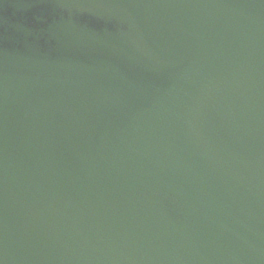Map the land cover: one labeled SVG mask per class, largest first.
I'll return each instance as SVG.
<instances>
[{
	"label": "water",
	"instance_id": "95a60500",
	"mask_svg": "<svg viewBox=\"0 0 264 264\" xmlns=\"http://www.w3.org/2000/svg\"><path fill=\"white\" fill-rule=\"evenodd\" d=\"M0 264H264V0H0Z\"/></svg>",
	"mask_w": 264,
	"mask_h": 264
}]
</instances>
